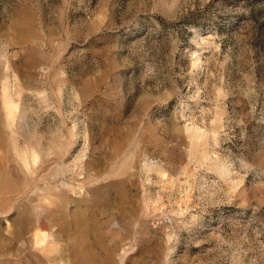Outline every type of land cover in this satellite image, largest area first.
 Returning a JSON list of instances; mask_svg holds the SVG:
<instances>
[{"label":"rangeland","instance_id":"obj_1","mask_svg":"<svg viewBox=\"0 0 264 264\" xmlns=\"http://www.w3.org/2000/svg\"><path fill=\"white\" fill-rule=\"evenodd\" d=\"M0 264H264V0H0Z\"/></svg>","mask_w":264,"mask_h":264}]
</instances>
